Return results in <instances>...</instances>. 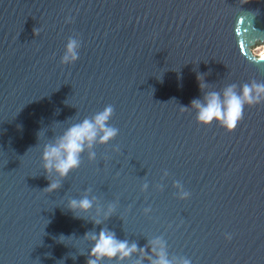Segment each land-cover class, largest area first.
<instances>
[{"label": "water", "instance_id": "95a60500", "mask_svg": "<svg viewBox=\"0 0 264 264\" xmlns=\"http://www.w3.org/2000/svg\"><path fill=\"white\" fill-rule=\"evenodd\" d=\"M261 42L264 0H0V264H87L101 231L136 250L97 264H264V95L232 130L191 106L264 85ZM109 106L115 137L46 173Z\"/></svg>", "mask_w": 264, "mask_h": 264}, {"label": "clouds", "instance_id": "9594fccd", "mask_svg": "<svg viewBox=\"0 0 264 264\" xmlns=\"http://www.w3.org/2000/svg\"><path fill=\"white\" fill-rule=\"evenodd\" d=\"M248 0H242V3H247ZM75 41H71L67 47V55L64 57V62H67L69 56L75 59L74 54ZM254 61L260 63L261 57L254 56ZM198 81L201 77H197ZM200 87L204 85L201 83ZM255 92V95L253 94ZM264 95V85H245L242 93L237 95L232 88L225 90L224 99L221 100L217 93H210L205 97V103L194 99L191 101V106L198 111V120L201 123H211L213 120L219 121L222 126L232 130L243 117V110L245 104H254L259 102L260 96ZM112 114V108L109 106L101 113H98L94 122L84 120L81 124L69 128L65 134L60 138L56 145H46L42 154V159L45 161V172L54 170L63 178L68 173L77 168L80 164V154L84 150V144L87 142L89 146L95 141L97 137V129L103 133L100 136V142L106 143L117 134V129L108 127L106 122ZM94 156L90 154V158ZM59 187L58 183H50L45 191L51 192ZM69 207L73 210L77 208L81 211H86L91 207V202L85 198L80 201L72 200ZM95 247L89 253V260L87 264H97L98 259L112 258L119 255L121 259L130 256L132 251L136 250L133 245L129 248L126 242L117 241L114 234H108L104 231L99 233L98 237H94ZM96 257L92 259L91 257ZM155 264H170L163 253H160L159 259ZM185 264H188L185 261Z\"/></svg>", "mask_w": 264, "mask_h": 264}, {"label": "rangeland", "instance_id": "374dc122", "mask_svg": "<svg viewBox=\"0 0 264 264\" xmlns=\"http://www.w3.org/2000/svg\"><path fill=\"white\" fill-rule=\"evenodd\" d=\"M252 49H253L255 54H261L264 50V43L263 42H261L259 44L257 43L256 45H254L252 47Z\"/></svg>", "mask_w": 264, "mask_h": 264}]
</instances>
